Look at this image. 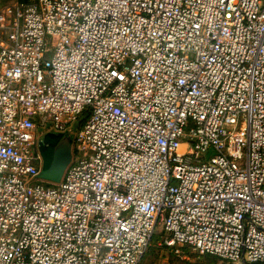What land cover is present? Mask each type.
<instances>
[{"label": "built area", "instance_id": "obj_1", "mask_svg": "<svg viewBox=\"0 0 264 264\" xmlns=\"http://www.w3.org/2000/svg\"><path fill=\"white\" fill-rule=\"evenodd\" d=\"M48 132L73 136L59 183ZM159 227L264 264V0L1 8L0 264H141Z\"/></svg>", "mask_w": 264, "mask_h": 264}, {"label": "water", "instance_id": "obj_2", "mask_svg": "<svg viewBox=\"0 0 264 264\" xmlns=\"http://www.w3.org/2000/svg\"><path fill=\"white\" fill-rule=\"evenodd\" d=\"M40 150L44 165L40 178L52 183L61 182L73 157V136L48 132L41 138Z\"/></svg>", "mask_w": 264, "mask_h": 264}, {"label": "rangeland", "instance_id": "obj_3", "mask_svg": "<svg viewBox=\"0 0 264 264\" xmlns=\"http://www.w3.org/2000/svg\"><path fill=\"white\" fill-rule=\"evenodd\" d=\"M16 2H18V0H0V9ZM213 154L214 152L212 150L211 155ZM157 232L158 234L154 237L152 245L143 258L141 264H245L229 263L219 257L209 254L202 255L189 249H185L184 252H182L183 254L179 255L175 252V250L169 248L165 244L167 235L161 231L160 227Z\"/></svg>", "mask_w": 264, "mask_h": 264}, {"label": "trees", "instance_id": "obj_4", "mask_svg": "<svg viewBox=\"0 0 264 264\" xmlns=\"http://www.w3.org/2000/svg\"><path fill=\"white\" fill-rule=\"evenodd\" d=\"M33 1H34V0H18V2H22V3H29V2H33ZM87 117H88V115L85 114V116H84V121H83V122H86Z\"/></svg>", "mask_w": 264, "mask_h": 264}, {"label": "flooded vegetation", "instance_id": "obj_5", "mask_svg": "<svg viewBox=\"0 0 264 264\" xmlns=\"http://www.w3.org/2000/svg\"><path fill=\"white\" fill-rule=\"evenodd\" d=\"M43 157V156H42Z\"/></svg>", "mask_w": 264, "mask_h": 264}]
</instances>
